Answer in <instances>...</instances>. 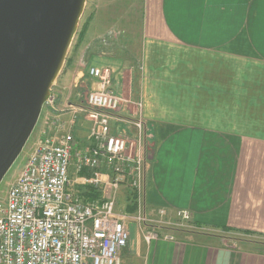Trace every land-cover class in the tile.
<instances>
[{"label":"crops","instance_id":"crops-1","mask_svg":"<svg viewBox=\"0 0 264 264\" xmlns=\"http://www.w3.org/2000/svg\"><path fill=\"white\" fill-rule=\"evenodd\" d=\"M100 2L93 19L105 33L122 20L126 2ZM131 11L128 26L137 10ZM139 12V65L120 78L111 75L123 103L110 131L135 140L132 120L136 113L144 120L151 146L144 211H163L167 218L185 211L192 229H160L146 243L143 227L129 220L121 264H264L260 251L199 232L264 238V0H141ZM71 57L64 67L68 102L62 100L61 72L51 90L55 106L42 108L38 123L58 117L68 122L74 140L69 192L86 201L91 186L82 180L92 172L78 171L76 156L92 141L78 116L64 107L78 106L96 82L85 68L77 71ZM99 172L103 179L113 177L106 167ZM95 189L101 197L93 201L106 199L107 189Z\"/></svg>","mask_w":264,"mask_h":264},{"label":"built area","instance_id":"built-area-1","mask_svg":"<svg viewBox=\"0 0 264 264\" xmlns=\"http://www.w3.org/2000/svg\"><path fill=\"white\" fill-rule=\"evenodd\" d=\"M87 75L96 82L84 98L86 110L92 112V147L76 156L77 170L92 172L82 180L87 186L103 192L123 186L133 192L138 197V217L118 213L113 200L86 202L69 192L74 140L68 122L58 117L40 132L25 166L0 200V264H121L129 220L151 228L143 237L146 243L158 237L153 230L164 222L165 213L158 212L160 220H146L140 213H144L150 144L146 123L136 113L131 123L134 143L112 135L107 117L120 110L123 100L112 90L106 71L92 66L87 68ZM54 105L51 94L43 107ZM66 106L73 115L85 110ZM102 167L110 170L111 179H103L99 172ZM176 216L184 226L191 227L187 212L179 211Z\"/></svg>","mask_w":264,"mask_h":264},{"label":"water","instance_id":"water-1","mask_svg":"<svg viewBox=\"0 0 264 264\" xmlns=\"http://www.w3.org/2000/svg\"><path fill=\"white\" fill-rule=\"evenodd\" d=\"M86 0H0V184L58 80Z\"/></svg>","mask_w":264,"mask_h":264},{"label":"rangeland","instance_id":"rangeland-1","mask_svg":"<svg viewBox=\"0 0 264 264\" xmlns=\"http://www.w3.org/2000/svg\"><path fill=\"white\" fill-rule=\"evenodd\" d=\"M119 1V0H118ZM121 2H126V5L122 7L121 14H124L122 16V20L118 21L117 23L113 24L111 26V29H106L105 33H103V25L102 23L99 26V21L95 20L96 16L99 15V8H100V0H86L85 9L83 12V15L80 19L77 33L74 37L73 43L71 45V48L69 50L70 53L67 55L66 62H68V56H75V62L76 66L75 68L77 71L83 70L84 68L87 70L88 66H94L97 67L103 71H106L109 74L110 77V84H111V75L112 76H120L125 75L123 73L125 70H129L130 67L135 70L138 69L139 65V51L141 47V39H140V4L141 0H120ZM130 5V6H129ZM136 8V15H133L134 23L131 26H128V19L130 16L131 10ZM95 15V18L93 19ZM114 18V16L112 17ZM93 19V20H92ZM112 21V20H111ZM116 21V20H115ZM119 22H122L121 24ZM123 24V25H122ZM82 32L83 36H82ZM81 34V37H80ZM87 44H89L87 46ZM84 46H86L87 49L84 50ZM71 57V58H72ZM90 59V60H89ZM86 64V65H84ZM67 66V64H66ZM65 67V65H64ZM63 67V79L60 84H63V86L66 88V90L63 93L62 100L66 99L65 102H68V71L67 69H64ZM52 94V93H51ZM84 97V94H83ZM56 102V100H55ZM82 102V103H81ZM64 103V102H63ZM78 103V106L81 107V109H85L83 111H77V113L74 114L78 116L80 128L84 133L88 132L90 133V130L92 128V122L90 121L91 111L86 110L84 99L80 100ZM65 104V103H64ZM67 104V103H66ZM65 104L64 108H67ZM55 106V105H54ZM48 106H45L43 108H47ZM136 108V107H135ZM68 110V109H67ZM136 110V109H135ZM112 116H108V125L109 129L112 131L113 125L111 124L112 118L114 119L115 114H111ZM115 122V121H114ZM38 123V122H37ZM44 126V127H43ZM48 127V123L43 124V121H39L38 125L36 124L35 129L33 130L29 140L27 141L25 147L23 148L21 154L11 167V169L8 171L4 179L2 180L0 184V200H3L5 197V194L9 188V186L16 180V178L19 176L20 172L22 171L23 167L25 166V163L27 162V159L29 155L31 154L34 146L36 145L40 132ZM89 136V135H88ZM129 141V143H134V139H129L128 137L125 138ZM148 158L151 155V146L149 144L148 147ZM130 152H132L130 150ZM74 167V166H73ZM72 167V168H73ZM78 184V183H77ZM103 196V195H102ZM104 196L106 199L113 200L116 205V211L120 213L121 215L124 214L126 217L137 215L139 212L137 211V198L136 195L128 191L127 189L123 188L121 186L117 191L107 189L104 193ZM133 197V198H132ZM125 198L127 200V204L125 203ZM134 199L136 209L135 211L129 212L127 211L130 207V200ZM141 211V210H140ZM128 212V213H127ZM141 216L144 215V218L146 220L148 219H156L160 220L159 216L156 214L147 213V211H144V213L141 211ZM138 217V215H137ZM164 222L160 224L159 228L154 229L153 231H157L160 229L163 230H171L178 232L180 230H191L190 228H187L184 226L185 224H182L180 220L177 218L176 214L173 216H170L167 218V216L164 217ZM130 223L139 224L141 227H143V237L147 235L148 231H150V227L147 225H144L143 223H137L136 221H130ZM129 224V223H128ZM201 233L210 234L214 236V238L220 239L223 241L225 245L232 246L234 243L236 245H239L240 242L244 239L245 242L249 243L259 240V243H264V238H251V237H245L241 235H221V237L218 235L216 236L214 231H208L205 230H199ZM157 233V232H156ZM212 233V234H211ZM213 238V237H209ZM253 239V240H252ZM252 244V243H251Z\"/></svg>","mask_w":264,"mask_h":264},{"label":"trees","instance_id":"trees-1","mask_svg":"<svg viewBox=\"0 0 264 264\" xmlns=\"http://www.w3.org/2000/svg\"><path fill=\"white\" fill-rule=\"evenodd\" d=\"M83 33L84 32H82V36H83ZM80 37H81V34H80ZM89 193H90V196L88 197V198H85V200L86 201H93V200H98V199H100V195H101V193H99L95 188H93V187H89ZM133 198V197H132ZM131 205H130V212H134L135 211V209H136V206H135V202H134V199H131L130 200V202H129ZM211 231H214V233H215V235L216 236H220L221 237V235H232V234H235V235H241L242 237L243 236H245V237H247V235L246 234H243V233H239V232H235V231H230V230H220V231H215V230H211ZM261 238V237H260ZM260 241L259 240H257V241H254V242H250V244L249 243H247V242H245V240L243 239L242 240V242H240V245H242V246H246V247H249V248H252V249H254V250H256V251H260V253H264V243H259ZM252 243V244H251Z\"/></svg>","mask_w":264,"mask_h":264}]
</instances>
